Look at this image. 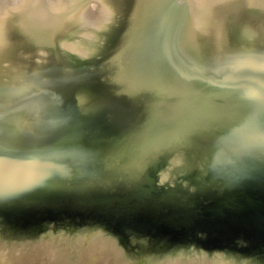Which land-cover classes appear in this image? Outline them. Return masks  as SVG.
I'll list each match as a JSON object with an SVG mask.
<instances>
[{
    "label": "water",
    "instance_id": "95a60500",
    "mask_svg": "<svg viewBox=\"0 0 264 264\" xmlns=\"http://www.w3.org/2000/svg\"><path fill=\"white\" fill-rule=\"evenodd\" d=\"M0 264H264V0H0Z\"/></svg>",
    "mask_w": 264,
    "mask_h": 264
},
{
    "label": "flooded vegetation",
    "instance_id": "af4514ba",
    "mask_svg": "<svg viewBox=\"0 0 264 264\" xmlns=\"http://www.w3.org/2000/svg\"><path fill=\"white\" fill-rule=\"evenodd\" d=\"M206 204H209V202H206ZM210 206H211V205H210ZM205 216H208V218H207L206 220H204V222H206V221H208V220L211 221L212 218H213L212 215L206 214V215H204L203 218L200 217L199 220L202 221V220L205 218Z\"/></svg>",
    "mask_w": 264,
    "mask_h": 264
}]
</instances>
